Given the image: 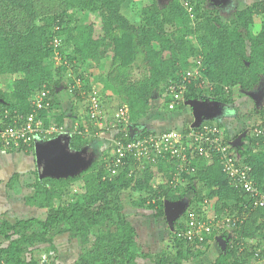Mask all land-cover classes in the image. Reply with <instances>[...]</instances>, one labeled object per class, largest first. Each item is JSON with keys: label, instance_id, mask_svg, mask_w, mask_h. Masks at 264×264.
I'll use <instances>...</instances> for the list:
<instances>
[{"label": "trees", "instance_id": "trees-1", "mask_svg": "<svg viewBox=\"0 0 264 264\" xmlns=\"http://www.w3.org/2000/svg\"><path fill=\"white\" fill-rule=\"evenodd\" d=\"M125 1L0 0V78L5 74L18 75L12 82V91L0 89V115L5 110L9 114L13 110L28 112L30 93L43 85L49 91L50 109L55 107L57 87L63 84L66 69L75 62H81L83 67L90 63L103 67L104 60H110L101 93L109 90L119 104L128 107L129 123L136 131L155 97L161 98L163 103L156 105L159 111L171 110L168 108L171 102L176 104L175 110L181 109L203 91L220 102L233 104L240 91L250 92L258 85L264 72V0H254L251 5L236 10L235 18L229 23L221 21L217 11L207 6V0H142L136 24L121 13ZM75 12L98 13L100 20L86 25L73 24ZM255 18L259 20V29L253 32ZM50 28L55 31L50 33ZM59 34L67 37L60 42ZM55 39L59 43L57 49ZM70 46V52L59 66L52 68L46 64L55 49L61 55ZM198 59L200 65L196 63ZM194 67L201 70L200 76L186 77L187 70ZM135 70L142 76L131 79ZM86 74L78 75L82 86L76 87L73 82L74 93L92 89ZM175 81L185 85L179 100L169 94L162 95L169 83ZM40 112L45 125L52 116L58 125L63 121V111L53 115L48 110ZM253 112L262 121L257 127L259 132L247 137L249 143L227 150L233 151L236 161L242 160L251 166L256 184L264 191V104ZM86 121L81 129L89 123ZM122 127L123 124L116 127L120 132L105 131V134L128 142L130 137H123ZM186 130L185 126L183 131ZM149 133L156 134L143 127L139 135ZM88 136L89 133H73L71 147L80 149ZM36 146L43 147L41 142ZM105 148V158L85 167L78 175L59 178L44 175L35 181L34 193L27 203L47 208V212L42 219L0 221V264H46L50 260V264H55L54 237L62 233L82 244H90L73 264H136L138 257L151 264H186L201 255V243L185 242L175 236V232L183 228L184 217L182 221L174 220L171 241L175 252L134 251L137 231L123 206V194L127 192L130 205L138 213L164 218V200L172 202L184 196L183 192L176 193L168 182L176 164L161 157L154 162L138 161L128 154L125 165L109 177L106 167L111 150L109 139ZM31 150L25 152L28 154ZM188 161L193 170L182 173L189 184L184 191L192 187L194 180H199L201 187L197 190L196 205L206 197L217 217L245 215L236 230L239 237L236 239L243 241L242 251L238 252L240 245L232 243L233 237H230L214 264H242L249 257L258 259L256 253L264 249V207L244 208L250 198L229 184L218 158L207 161L194 155ZM161 178H166V182L161 183ZM78 181L82 182V192L55 207L54 202L65 187ZM132 195L138 197L131 200ZM228 233L224 231L223 236ZM35 250H43L47 261H40Z\"/></svg>", "mask_w": 264, "mask_h": 264}, {"label": "rangeland", "instance_id": "rangeland-1", "mask_svg": "<svg viewBox=\"0 0 264 264\" xmlns=\"http://www.w3.org/2000/svg\"><path fill=\"white\" fill-rule=\"evenodd\" d=\"M142 0H126L121 6V13L131 22L137 23L140 12V3ZM166 2L167 0H158ZM254 0H207V6L217 11L220 19L224 23H229L235 18V12L248 5ZM71 14L74 12L71 10ZM76 19L73 24L86 25L89 23H98L100 20L98 13L75 12ZM74 15V14H73ZM72 24V25H73ZM259 29V20L255 18V24L252 26L253 32ZM54 28H50L52 33ZM58 35V33L56 34ZM60 42L66 35L59 34ZM61 45V43H60ZM59 46V43H58ZM70 48L63 50L60 55L61 59L57 60L55 52L46 61L47 65L57 67L61 64L64 57L70 52ZM59 52V51H58ZM55 55V56H54ZM110 60H104L103 67H96L90 63L88 67H83L81 62H75L71 67L66 69L63 74V84L57 87L59 90L56 96V106L53 107V114L63 111V121L61 127L63 130L53 136L42 138L40 141L43 147L36 146L30 153L25 154L17 150L5 151L0 149V221L7 220L13 222L17 219H27L32 217L43 218L47 212V208H38L37 206L27 203L28 197L34 193V183L42 176H51L55 178L78 175V173L93 162H98L105 158L107 152L106 144L109 136L106 132L101 135H90L86 138L88 141L84 143L80 149L72 148L70 145L71 136L76 126L81 125V121L86 118L85 109L90 101L89 91L77 90L72 91L73 82L76 87L82 86V80L78 77L79 73L85 72L87 80L91 82L94 91L98 93V97L102 100L103 109L106 110L108 119L111 120L112 114L119 104V100L112 96L110 91L106 94L101 93L102 79L109 70ZM52 67V68H53ZM142 76L139 70L131 75V79H137ZM18 77L17 74H5L0 78V89L2 91H12V82ZM95 77H98L95 80ZM208 87V86H207ZM78 95V96H77ZM157 103V104H156ZM264 104V72L258 85L250 92L240 91L239 97L229 104L220 102L213 98L207 91L200 93L197 99L186 102L183 108L177 110L176 107L171 110L159 111L156 105H163L161 98L155 97L150 103L147 114L139 120V128H146L148 131H155L157 134L165 131H176L181 133L186 126L188 129H196L200 124L211 122L216 126L217 132L221 140L225 141V147L234 148L249 143L247 137L255 135V129L258 131V125L262 124L261 118L254 109H259ZM1 121V117H0ZM111 123V122H110ZM78 124V125H77ZM256 149V148H255ZM192 172H190V175ZM193 175V174H192ZM166 178H161L160 182L165 183ZM188 184V179L182 175H178L177 184L173 189L176 193H184L182 199L177 201L164 200L165 217L152 218L151 214L138 213V210L130 205V198L127 192L123 194V206L128 218L136 227L137 236L134 251L137 253L156 252L163 249L166 253L175 252L172 244L174 220H183L185 209L189 205H196L197 190L201 187L199 180H194L192 187L188 191H184ZM82 182H72L65 187L61 193V197L54 202V206L60 203H67L71 199H75L82 192ZM203 195V194H202ZM137 195H132L131 200L136 199ZM206 197L203 198V200ZM202 205V202H199ZM212 214L214 206H202ZM145 213V212H144ZM228 212L226 211V214ZM235 216H242L243 213ZM222 217L224 215H221ZM217 225V224H216ZM221 228L216 226L211 242L206 247L201 246V255L194 261L185 262L186 264H214L219 252L226 247L228 240L237 243L238 252L242 251L243 241L237 240V229L226 230L223 224ZM228 233L223 236V233ZM228 231V232H226ZM237 238V239H236ZM214 241V242H212ZM57 246V257L54 259L55 264H73L82 251L89 248L90 244H82L78 239L70 237L67 233L58 234L54 237ZM6 243V242H5ZM203 248V249H202ZM35 255L40 261H47L43 250H35ZM53 255V253H52ZM51 261V260H50ZM48 261L46 264H50ZM136 264H151L142 257L136 259ZM242 264H264V259L249 257Z\"/></svg>", "mask_w": 264, "mask_h": 264}, {"label": "built area", "instance_id": "built-area-1", "mask_svg": "<svg viewBox=\"0 0 264 264\" xmlns=\"http://www.w3.org/2000/svg\"><path fill=\"white\" fill-rule=\"evenodd\" d=\"M55 42L57 49L58 41L55 39ZM56 49L54 52L57 60H59L61 56ZM196 63L200 65L199 59ZM200 71L198 67L190 68L186 72V77L190 75L200 76ZM184 88V82H170L162 95L169 94L173 99L179 100ZM89 93L90 101L85 109L86 118L80 122V126L74 128L73 133L81 135L89 133L90 135L93 129L94 135H101V132L113 130L120 132L116 127L120 128L123 124L121 128L123 137H130L128 142L119 136L109 138L111 150L108 155L109 160L106 163L109 177L115 175L119 168L125 165V158L128 154H132L138 161L154 162L158 157H161L176 164L175 172L172 173L168 181L172 187H175L178 175L182 177L183 172L193 170L189 163L187 164L192 156L197 155L207 161L216 157L222 163V171L228 177L229 184L235 189L243 191L250 198L249 204L244 205V208L252 210L257 207H264V191L256 184L251 173V166L243 163L242 160L236 161L232 156L233 151H228L229 147L224 146V137L221 140L215 125L205 122L196 129L187 128L181 133L165 131L141 136L139 135L140 131L134 130L133 125L129 123V110L125 104H118L110 120L106 110L103 109L102 100L98 97V93L93 88ZM28 103L30 109L26 113L13 110L9 114V111L5 110L3 115H0V149L25 152L28 149H33L42 138L53 136L63 130L61 124H56L53 116L49 118L48 125H45V121L40 115L41 110H48L49 114L53 115V108L50 109L49 91L45 85L30 93ZM175 106L176 104L171 102L168 108L174 109ZM85 121L87 123L81 129ZM255 131L259 132L256 129ZM206 205L211 206L208 199H204L202 205L194 204L186 207L183 228L175 232L176 238L185 242H198L204 247L205 244L211 242L210 235L215 234L216 226L221 228L220 224H223L224 228L229 231L239 228L244 222L245 215L235 216L232 214L217 217L215 212L209 214L210 211L202 207ZM256 257L264 259V249L261 253H256Z\"/></svg>", "mask_w": 264, "mask_h": 264}, {"label": "crops", "instance_id": "crops-1", "mask_svg": "<svg viewBox=\"0 0 264 264\" xmlns=\"http://www.w3.org/2000/svg\"><path fill=\"white\" fill-rule=\"evenodd\" d=\"M6 92V91H5ZM19 152V151H18ZM25 154H27L26 152H24Z\"/></svg>", "mask_w": 264, "mask_h": 264}]
</instances>
